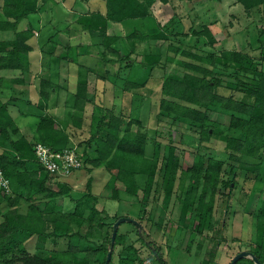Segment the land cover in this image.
<instances>
[{"label":"trees","instance_id":"trees-1","mask_svg":"<svg viewBox=\"0 0 264 264\" xmlns=\"http://www.w3.org/2000/svg\"><path fill=\"white\" fill-rule=\"evenodd\" d=\"M47 1L3 0L1 6L0 169L10 180L11 192L6 193L0 189V264H105L112 243L114 224L120 217H112L104 208H99L100 198L121 200L122 191L131 197L137 196L145 182V176L146 186L153 184L156 162L154 157L147 155L149 136L144 132L141 119H127L122 112L117 115L113 107L93 102L91 116L99 114V119L90 138L85 140L86 147L81 158L84 166L91 164L92 167H87L90 175L99 168L104 169L103 173H108L109 180L103 187L106 193L97 195L93 192L92 175L87 179L85 191L73 193L72 183L75 180L69 178L72 175H50L39 164L34 152L36 142H42L55 151L73 148L67 129L61 127L57 118L48 112L51 95L60 86L55 80L41 78L36 106L46 113L39 118L37 135L32 142L21 133L8 109L13 101L8 94V88L11 87H8L9 84L21 83L23 79L15 78L7 83L1 71L19 70L23 74L30 71V52L33 50L31 42H35V33L31 27L21 28V24L41 9V3ZM104 1L105 13L93 11L83 15L78 21L92 37V44L103 48L98 53L101 56L97 57L100 63H116L105 55L111 53L119 56L121 61L124 60L125 68L130 69L134 64L129 59L134 53L136 39L145 41L147 48L140 62L142 68L154 69L163 64L168 66L174 61L183 72H170L163 77L157 118L167 116L171 118L172 124L188 120L192 125H199V142L206 148L213 138H218L224 144L227 161L196 154L192 164L185 169L188 185L182 200L180 218L187 225L192 212L195 213V231L200 234L212 221L218 190L238 186L234 179L224 178L227 163L230 170H240L245 181L264 184V69L260 66V61L256 62V57H252L244 49H224L219 54H198L171 42L167 45L163 59L161 44H155L154 47L151 44L171 39L179 20L172 19L167 27L157 24L152 11L156 0ZM169 1L161 0L165 4ZM236 2L248 14L261 8L264 11V0ZM262 20L264 24V17ZM145 25L149 29L148 33L144 31ZM189 31L195 36L205 37L210 46L217 43L208 25H204L201 30L190 27ZM189 31L179 35L188 36ZM261 34L256 42L261 44L259 56L264 61V28ZM120 46L122 51L119 50ZM178 56H182V59H178ZM64 58L68 57L64 55ZM70 58L69 55V60ZM52 59L58 58L51 53L49 61ZM71 59L76 61L75 57ZM93 65H78L73 108L83 114L87 112V106L92 105L88 76L94 72ZM219 68L228 73H221ZM109 69L107 68L108 71ZM51 75L58 76V72ZM105 76L99 74L96 77L101 80ZM122 82L123 91L135 90L134 94L144 99L143 93L139 92L146 87V82L129 79H123ZM221 89L230 93H221ZM236 93H241L242 98H238ZM3 97L8 99L3 101ZM214 111L229 113L225 131L216 130L217 123L211 119ZM73 120L81 123L83 117L75 114ZM171 135L169 131L170 140L166 145L163 165L166 199L173 193L178 172L182 169V153L178 152ZM60 177L65 180H59ZM51 180L56 182L58 191L47 185ZM253 193L254 187L242 188L246 202ZM259 193L261 204L257 217L263 223L259 225L263 230L259 243L250 250L258 260L257 263L251 257L253 264H264V188H260ZM66 198L73 204L69 211L64 208ZM24 202L27 203L25 211L22 210ZM146 208L144 203V213L135 219L139 225L133 223L134 228L157 263L168 264L151 234L145 229L141 230ZM119 229L120 226L109 264H146L140 249L134 243L126 244V236ZM31 239H35L33 250L27 247ZM119 246H122L121 252L117 253ZM215 257L216 247L203 264H214ZM246 258L248 257L242 259Z\"/></svg>","mask_w":264,"mask_h":264},{"label":"rangeland","instance_id":"rangeland-1","mask_svg":"<svg viewBox=\"0 0 264 264\" xmlns=\"http://www.w3.org/2000/svg\"><path fill=\"white\" fill-rule=\"evenodd\" d=\"M56 2H59V0H56ZM2 3L3 0H0V12ZM97 3L98 6L90 5V8L93 7L95 10H101L102 13H105V1L99 0ZM50 4L47 6H50ZM152 11L156 17V23L162 26L167 27L172 19L180 21L174 30V33H178L176 36L173 33L171 39L165 42L158 41L151 44L153 47L155 44H161L163 59L167 45L171 42L182 49L192 50L198 54H207L208 52L219 54L224 49H244L246 53L252 57H256V62L260 61V66L264 69V61H261L259 56L262 50L259 46L261 44L256 42L257 37L262 36L261 30L264 28V24L262 23L264 11L262 8L248 14L236 0H170L167 4L161 2V0H156L152 6ZM146 25L144 31L148 33L149 29ZM204 25H208L215 35L217 39L215 46H210L205 37L195 36L189 31L190 27L201 30ZM25 26L26 22L24 21L21 24V28ZM81 27L83 29V26ZM33 30L35 33L34 28ZM188 31V36L179 35V33H187ZM81 34H67V32L58 28L56 33L48 36L47 39H42L41 36L35 33L37 40L31 42L33 50L30 52V71L24 74L22 73L19 78L26 82L33 80L34 86H40L41 78H49L58 82L65 77L74 78L72 74L76 71L68 70V65L66 63L64 64L66 59L63 57L61 51H65L64 46L67 44L71 47L76 45L79 51L87 47L90 41H92L91 36L88 32H86L87 35ZM135 43L134 53L131 54L129 59L130 62L134 61V64L130 69L125 68V61H121L119 56L106 53L107 59H113L116 63H107L104 65L101 63L100 69L95 70L94 74H89L88 78L91 80V92L88 90L89 95L92 96L93 93L97 94L95 101L91 99L92 105L89 104L91 105L89 107L93 111V102H98L105 106L113 107L117 115L122 112L127 119L142 120L144 132H147L149 136L146 152L148 156L154 157L156 162L154 181L150 186H146L147 178L145 176V182L135 197H131L123 191L120 194L121 200L107 199L106 197L100 196L98 207L104 208L112 217L116 215L120 218L129 217L135 220L142 212L144 213L143 205L145 203L147 208L145 210V216L143 217L141 230L145 229L151 234L156 244L160 247V252L166 258L168 264H203V261L209 257L214 247H216V261L214 264H231L230 262H232L237 254L250 251L252 248L254 249L255 244H258L260 241V233L263 228L259 225L263 223L261 220H258L257 212L261 204V193H259V190L260 188H264V184L263 182H256L254 184L251 180L245 181L243 173L240 170H230L229 164L227 163L224 167V178L225 180L234 179L238 186L236 188L233 186L231 189L223 187L218 190L215 197L212 221L209 225L205 226L202 229V233L199 234L195 231V221L197 219L195 213L192 212L191 220L187 225L181 220L182 200L185 197V190L188 185V175L185 169L192 164L193 157L196 154H203L227 161V155L224 153L223 142L218 138H213L208 148L204 144H200L199 125H192L188 120H181L177 124H172L171 118L167 116L157 118V114L159 113V100L161 98L160 87L163 77L170 72L177 74H183V72L174 61L168 66L163 64V66L154 69L142 68L140 62L142 61L143 54H145L147 44L145 41L143 42L138 39H136ZM92 49L94 55L95 53L98 54V52L103 51L102 47L95 45H93ZM119 50H123L122 46L119 47ZM51 53L58 59L55 62H51L50 66L52 68L47 69L44 66L49 60ZM68 53L71 58L75 57L74 49H71ZM97 59L88 58L87 62L91 64L97 62ZM178 59H182V56H178ZM107 68H110L109 71ZM218 71L224 74L228 73L223 68H219ZM54 72H58V76L51 75ZM99 74L106 75L105 77L108 79L109 85H111V91H107L105 95L102 92L104 91L102 86H98L97 88L99 90L97 89V91L94 89L96 87L94 82L97 81L96 76ZM123 79L146 82V87L140 89L139 92L143 93L144 99H140L139 96L135 95V90L123 91ZM14 84L17 85L19 90L23 89L20 83H13L11 87L15 86ZM99 84L102 83L100 82ZM220 92L224 94L230 93L225 89H221ZM236 96L242 98L241 93H236ZM108 98L110 99L108 100ZM27 102L20 106L23 111L26 110V106L29 103ZM71 104H73L72 101ZM36 108L39 109L37 106ZM95 111L99 113L98 110ZM12 112L15 115L17 114L15 109ZM75 114L84 117L83 113L77 112L76 110H74ZM98 115L85 116L89 118L87 119V123L89 124H84V121H82L77 128L79 131L81 130V133H76V138L74 139L71 137L70 144L76 149L80 157L86 147L85 140L90 138L91 133L95 129V123L99 119L97 117ZM211 119L217 123L216 130L225 131L229 122V113L214 111L211 114ZM70 120L73 121V119ZM169 131L172 133L171 138L175 142L178 152L182 153V169L178 172V179L173 193L169 199H166L164 194L163 165L166 145L170 140L168 136ZM87 167L90 168L92 166L91 164L85 165L82 169L75 171L72 177H70L71 180L75 179L78 175L82 176L80 181L72 183V192L81 193V191H85L87 179L92 175L94 178L93 192L97 195L102 192L106 193L103 187L109 180L108 173H103L104 169L99 168L97 171L93 170L95 172L90 175L87 172ZM59 180L63 181L65 179L60 177ZM47 185L55 191L59 190V187L53 180L49 181ZM247 187L250 189L254 187L255 193L246 202V196L243 197L242 195V188L245 189ZM64 201V208L67 211L69 209L71 210L73 208L72 202L68 198ZM26 207L27 203L24 202L22 210L25 211ZM119 230L121 234H125L126 244L134 243L140 249L146 264H158L149 247L140 240L133 223L123 222ZM34 245L35 239H31L27 243V247L30 250L34 249ZM121 248L122 246H119L116 252H121ZM247 257L246 259H240L236 263L253 264L251 260L252 256Z\"/></svg>","mask_w":264,"mask_h":264},{"label":"crops","instance_id":"crops-1","mask_svg":"<svg viewBox=\"0 0 264 264\" xmlns=\"http://www.w3.org/2000/svg\"><path fill=\"white\" fill-rule=\"evenodd\" d=\"M50 2L52 3L50 4ZM97 2H99V0H59V2H56V0H48L47 2L41 3L42 7L37 13L31 14L28 17V21H26L25 27L34 28L35 33L38 34V36H41L42 39H47L48 36L56 33L58 28L67 32V34H71V35H75L77 33H82L81 35L83 34L87 35L86 31L82 29L78 21L83 15H88V13H91L92 11H97L93 7L90 8V5L98 6ZM49 4L50 6H47ZM104 10H106L105 7H104ZM99 12L102 13L101 10ZM36 38L37 36L35 35V40H37ZM91 40H92V37H91ZM92 42L93 41H90L89 45L87 42V45L89 47L87 46L84 49L80 45V47L82 48L80 49L81 51L77 49L76 45L73 47H71L69 44L64 46L65 51L64 52L61 51V53H63V57L64 55L68 57L66 58V61L64 59L65 61L64 64L66 63V65H68L67 67L68 70H75L76 72L72 74L74 78L65 77L60 82L56 81V83L60 86V88L59 90H55L53 94L51 95L50 106L48 108V112L53 114L57 118V120L60 123V126L67 129V131L70 134V137H73V139L76 138L75 137L76 133H79V134L81 133V130L79 131L77 129L78 126L80 125V122L77 123V121L75 120L73 121L70 120V119H73L72 116L74 115V110H75L73 108V104H71V101L73 102V93L75 92L76 84H77L78 71H79L78 65L80 64L89 65L87 62L88 58L95 59L98 57L97 53H95V55L93 53ZM71 49L75 50L76 61L72 60L71 58L69 60L68 52ZM53 59L50 61L48 60L45 63L44 67H46L47 69L52 68L50 66L51 62L52 61L55 62V60ZM91 64H94L92 66L94 68V71L95 70L97 71L98 69H100L99 67L101 63L99 59H97V62H94ZM91 73L94 74V72H91ZM1 74L8 81L11 82V79L21 77L22 73L19 70H3L1 71ZM88 81H89V91L91 92V89H90L91 80H89L88 78ZM33 82H34L33 80L30 82L29 81L26 82L25 80L21 82L20 84L22 85V88H23L22 90H19L17 85L15 84H14L15 86L10 87L11 84L13 83H10V85L8 86L10 87L8 88L10 89L8 91V94L11 95L13 99V101L10 102V105L8 107L9 113L14 119V121L16 122V124L18 125L21 133L24 134L32 142L35 141V136L37 135L36 128L39 122V118L42 117L46 113L36 108L35 104L39 100V86L38 85L34 86ZM100 82L102 84H99ZM94 84L96 86L94 88L96 91L98 89L97 88L98 86L103 87L104 95L105 93H107V91H111L110 89L111 85H109L108 79L106 77L101 80L95 81ZM93 94L92 96L89 95V97L93 101H95L97 94L96 93H93ZM7 99H8L7 97H3V101H6ZM109 99L110 98H108V100ZM27 101H31V102L28 103ZM26 102L28 103V105L26 106V110L23 111V109H21L20 106L26 104ZM89 106L91 105L87 106V113H85L83 117L84 124H86L88 122L87 119H89L88 117H85V116L90 117L91 113L93 112ZM14 109L17 111L16 115L14 114V112H12ZM81 178L82 176L78 175L75 179H71V180L72 181L75 180L76 182V181H80Z\"/></svg>","mask_w":264,"mask_h":264},{"label":"built area","instance_id":"built-area-1","mask_svg":"<svg viewBox=\"0 0 264 264\" xmlns=\"http://www.w3.org/2000/svg\"><path fill=\"white\" fill-rule=\"evenodd\" d=\"M34 152L39 164L50 175L69 177L84 166L83 160L75 148L55 151L42 142H36ZM0 189H3L6 193L11 192L10 180L5 176L2 169H0Z\"/></svg>","mask_w":264,"mask_h":264},{"label":"water","instance_id":"water-1","mask_svg":"<svg viewBox=\"0 0 264 264\" xmlns=\"http://www.w3.org/2000/svg\"><path fill=\"white\" fill-rule=\"evenodd\" d=\"M123 222H130V223H134L136 225H139L138 222H136L134 219L132 218H129V217H121L119 218L115 224H114V231H113V234H112V243H111V247H110V250L108 252V256H107V259H106V262L105 264H109L110 260H111V256H112V252H113V248H114V244H115V240H116V236H117V232H118V228L119 226L123 223ZM247 256H252L253 259L258 263V260L257 258L253 255V253H251L250 251H246V252H241L239 254H237L231 264H235L237 261H239L240 259L244 258V257H247Z\"/></svg>","mask_w":264,"mask_h":264}]
</instances>
